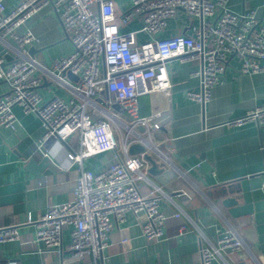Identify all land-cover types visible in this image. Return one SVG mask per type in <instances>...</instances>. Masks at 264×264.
<instances>
[{
  "label": "built area",
  "instance_id": "2783aa9c",
  "mask_svg": "<svg viewBox=\"0 0 264 264\" xmlns=\"http://www.w3.org/2000/svg\"><path fill=\"white\" fill-rule=\"evenodd\" d=\"M226 2L131 0V6L116 17L113 0H20L9 12L5 11V0H0V42L6 49L0 53V81L7 85L0 94V126L16 127L12 108L17 105L41 120L43 133L38 148L51 139L65 141L78 132L81 148L77 153H67L69 161L105 151L114 154V160L98 172L80 169L70 200L48 204L36 218L27 215L20 224L0 226V243L20 240L19 225H34L35 237L21 243L41 241L46 248L61 254L63 231L69 228V254L61 258L60 264L79 263L87 253L92 254L96 264L103 248L108 246L112 217L123 221L126 212L143 216L141 229L146 240H160L164 236L168 216L161 210L160 201L166 194L157 186L146 194L141 192L140 183L147 180V161L144 153L130 154L128 148L134 142H143L144 152L157 151L150 141V132L167 126L169 117L141 116L138 98L143 94L169 96L172 84L166 62L170 58L201 60L202 67L196 72L200 89L187 91V96L198 102L207 100L211 89L221 82L230 56L239 59V74L264 71V21L255 8L236 12ZM47 4L59 16L72 50L54 59L50 66H43L28 48L38 37L28 29H16ZM261 7L264 17V0ZM180 9L200 18V25L193 26L191 34L138 42L136 31L121 33L118 29L119 24L137 17L141 31L161 34L167 21ZM5 54L10 56L6 64ZM38 68L70 89L73 97L43 100L38 90ZM65 72L76 76L74 82L66 79ZM103 88L108 96L98 101L96 97ZM112 103L118 104L127 121L109 111ZM250 121L262 128L264 138V104L227 120L226 124L241 126ZM139 126L144 127L142 132ZM260 187L264 193V181ZM172 216L178 217L179 213ZM244 247L240 234L229 230L214 242L200 246L199 262L226 264L225 253Z\"/></svg>",
  "mask_w": 264,
  "mask_h": 264
},
{
  "label": "crops",
  "instance_id": "0c3cea01",
  "mask_svg": "<svg viewBox=\"0 0 264 264\" xmlns=\"http://www.w3.org/2000/svg\"><path fill=\"white\" fill-rule=\"evenodd\" d=\"M20 0H5L6 12ZM116 17L131 6V0H113ZM227 7L236 12L255 8L264 21L261 0H227ZM217 14V13H216ZM200 18L184 10L167 21L161 34L141 31L137 17L119 24L122 32L136 31L137 41L156 37L191 34L199 26ZM30 30L38 41L34 58L40 65L50 66L54 59L72 50L67 32L51 4L44 5L16 30ZM264 63V60L261 61ZM239 59L230 56L221 82L210 92L204 102L191 100L188 90L199 91L202 67L200 59L170 58L166 67L171 81L169 96L143 94L139 96V114L152 115L154 119L169 117L167 126L150 132V141L157 151L150 152L155 162L147 180L141 181L140 190L146 194L157 186L166 194L160 201L161 210L168 216L164 236L148 241L142 234L141 214L126 212L123 221L112 217L108 246L103 248L96 264H200L198 251L206 242H214L223 233L234 230L242 237L245 247L224 254L226 264H264V138L262 128L250 121L241 126L226 121L244 114L247 110L264 104V71L239 74ZM41 77L38 90L43 100L60 96L73 97L72 91L53 80L38 68ZM69 82L74 79L65 76ZM7 89L0 81V94ZM108 96L103 88L96 99ZM112 103L109 111L127 121V115ZM17 118L14 129L0 126V226L20 224L27 215L36 218L48 204L70 200L80 169L98 172L114 160L113 151L84 156L69 161L67 153L80 151L79 133L65 141L51 139L38 148L43 127L34 113H25L15 105ZM124 132V130H123ZM117 151L120 152L118 148ZM160 153V154H158ZM47 155V173H33L28 160L39 161ZM226 198L233 202L225 203ZM179 213L178 217L172 216ZM20 240L0 243V264H60L69 254V228L62 235V253L46 248L37 241L22 244V240L35 237L34 225H19ZM126 238V241H122ZM221 261V260H220ZM94 264L87 253L79 263Z\"/></svg>",
  "mask_w": 264,
  "mask_h": 264
},
{
  "label": "water",
  "instance_id": "95a60500",
  "mask_svg": "<svg viewBox=\"0 0 264 264\" xmlns=\"http://www.w3.org/2000/svg\"><path fill=\"white\" fill-rule=\"evenodd\" d=\"M8 41L12 42L13 41L11 39H8ZM6 51V49L4 48L3 44L0 42V53L3 54L4 52ZM35 48L34 47H31L29 52H30V55L34 57L35 53ZM5 59H6V63H8V61L10 60V56L8 54H5ZM66 74L67 76L73 78L74 80L76 79V76L74 74H72L71 72H65L63 73V75ZM115 108H119L118 104H115L114 105ZM138 130L140 132H142L144 130V127L142 126H139L138 127ZM41 151H45V149L42 147L40 149ZM128 151L130 154H139V153H144V158L146 161L150 162L151 164V167L149 168V171H154V169L156 168V165H155V162L154 160L152 159L151 157V154L147 153V152H144L145 151V143L143 142H134L132 143L129 148H128ZM49 162V157L47 155H43L41 157V159L38 161L36 156L35 157H31L29 160H28V166L30 168V170L33 172V173H47L49 172V170L46 169L47 167V164ZM233 202V200L231 198H226L225 200V203H231Z\"/></svg>",
  "mask_w": 264,
  "mask_h": 264
}]
</instances>
